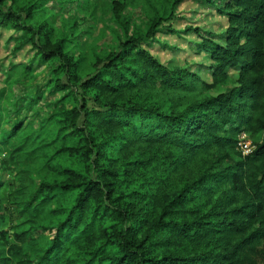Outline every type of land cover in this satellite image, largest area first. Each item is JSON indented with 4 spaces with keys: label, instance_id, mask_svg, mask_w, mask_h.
Returning <instances> with one entry per match:
<instances>
[{
    "label": "trees",
    "instance_id": "16d2710c",
    "mask_svg": "<svg viewBox=\"0 0 264 264\" xmlns=\"http://www.w3.org/2000/svg\"><path fill=\"white\" fill-rule=\"evenodd\" d=\"M197 1L226 22L219 34L184 30L200 35L196 53L211 59L202 74L168 68L150 49L159 33H181L174 8L183 0L164 5L143 36L126 29L88 73L33 5L0 0V26L16 32L17 48L56 62L49 88L28 103L62 94L37 131L26 121L0 128V163L17 151L43 158L46 172L32 193L33 171L16 168L8 198L0 177V264H264V0ZM210 90L219 93L201 98ZM4 100L1 89L0 109ZM65 101L72 107L60 110ZM243 133L255 143L247 155L237 147ZM50 136L63 140L60 161L73 155L85 169L43 154ZM149 169L156 176L144 191L136 184ZM63 202L64 217L44 226Z\"/></svg>",
    "mask_w": 264,
    "mask_h": 264
},
{
    "label": "rangeland",
    "instance_id": "374dc122",
    "mask_svg": "<svg viewBox=\"0 0 264 264\" xmlns=\"http://www.w3.org/2000/svg\"><path fill=\"white\" fill-rule=\"evenodd\" d=\"M13 1L7 0V5H11ZM114 1L124 6L120 17L115 15ZM173 1L17 0V2H23V4H31L33 8L35 7V10H38L36 14L38 23L44 20L50 22L54 28L56 39L63 37L68 40V52L75 59L84 58V73L91 72L100 59L119 49L121 43L126 39V29L129 31V37L143 36L152 20L163 12L164 5L167 3L171 4ZM174 9L177 16V21H175L174 25L181 33H159L157 41L151 44L150 49L168 68L173 67V64H178L180 68L187 66L192 71L199 70L201 74L205 73L200 67L210 64L211 59L203 53H196V45L201 42L202 38L196 34V31L188 33L184 30L192 27L198 28V32L201 35H205L208 32L219 34L223 31L226 23L224 17L218 15L209 5L197 0H183ZM15 37L16 32L0 26V90L3 89L5 99L0 111L3 112L4 106L9 111H6L4 118L0 119V128H10L19 121H26L30 123L32 129L37 131L48 116L56 110L49 104L58 101L62 94L58 93L53 96L49 102L45 99H40L36 105L29 104L26 95H29L34 90L39 92L45 86L49 88L52 82L51 72L56 62L42 60L35 54V50L30 45L17 48L18 43L13 40ZM11 64L18 66H12ZM26 66L31 69L27 70ZM8 72H13V76L9 77ZM218 93V90H210L203 94L201 98L215 96ZM15 104L18 105L16 106ZM17 107H19V111H16ZM59 107L60 110L71 108L72 103L71 101H65ZM240 137L241 135L239 139ZM48 142L50 143L49 149L42 151L43 154L48 153V157L55 156V161L57 159L58 164L61 163L67 168H78L81 166L79 170L83 171L85 169L81 159L73 155L62 153L63 157L60 161L58 156L61 155V151L64 148L61 138L54 141V138L50 136ZM250 142V148L253 150L255 148L253 138ZM237 147L239 149V145ZM8 154L6 161L3 164L0 163V177L5 180L6 184L3 194L8 198L10 194L14 195L18 192V183L15 179V169L18 167H28L33 171L29 188L34 193L46 174L42 169L44 159L31 158L32 155L30 154L28 156L20 155L17 151L15 153L8 151ZM27 158H29L27 161L29 163L25 166ZM154 175L156 176V173L150 169L145 171V173L143 172L136 186L141 187V190L151 191L153 188L150 185V179ZM57 176H60L59 179L63 178L62 175L57 174ZM30 195L32 194L30 193ZM54 207L59 212L58 215L42 222L44 226L53 225L57 220L63 218L66 213L67 203L55 204ZM10 209L11 211L7 215V222L9 226H12L15 224L16 218L15 215H12L14 208L11 207ZM42 231V228L36 231L40 245H42V242L44 243L40 238ZM46 234L48 233L46 232Z\"/></svg>",
    "mask_w": 264,
    "mask_h": 264
},
{
    "label": "built area",
    "instance_id": "2783aa9c",
    "mask_svg": "<svg viewBox=\"0 0 264 264\" xmlns=\"http://www.w3.org/2000/svg\"><path fill=\"white\" fill-rule=\"evenodd\" d=\"M251 140L248 138L247 134H241L239 139V149L243 152L244 155L251 153L252 149L250 148Z\"/></svg>",
    "mask_w": 264,
    "mask_h": 264
}]
</instances>
